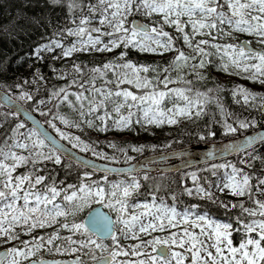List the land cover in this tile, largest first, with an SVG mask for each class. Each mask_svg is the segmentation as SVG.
I'll use <instances>...</instances> for the list:
<instances>
[{
  "label": "snow or ice",
  "instance_id": "obj_1",
  "mask_svg": "<svg viewBox=\"0 0 264 264\" xmlns=\"http://www.w3.org/2000/svg\"><path fill=\"white\" fill-rule=\"evenodd\" d=\"M46 2L65 8L67 18L47 43L33 50L37 60L44 59L41 53H56L52 58L62 60L79 53L120 52L98 65L74 60L67 69L50 66L54 77L66 83L47 89V98L37 95L39 86L48 83L39 69L22 84L0 86V108L8 109L0 113V247L11 245L0 253V264H264V199L259 198L264 197V132L208 153L239 157L237 163L213 164L212 175L224 170L215 187L248 201L247 206L219 202L218 207L240 213L222 222L194 211L199 205L178 211L158 195L163 185L156 177L150 202L135 200L144 187L141 180L148 181L149 175L140 176L137 165L130 164L133 157L127 155L128 148L118 150L130 167L101 168L76 158L71 150L117 162L115 157L97 152L80 135L65 132L56 123L80 133L91 130L106 135L130 131L134 125L146 130L198 120L208 114L209 105H215L224 116L225 135L264 127V95L242 85L232 88L234 102H243L258 118L235 117L229 122L234 114L225 110L220 99L225 89L220 84L204 91L197 87L209 79L206 71L212 67L221 74L264 84V0ZM39 23L40 19L21 12L9 21L11 27L0 23V35L11 37ZM240 36L253 37L259 47ZM65 37L71 38L67 44ZM129 49L161 58L172 55L161 64H138L127 59ZM24 84L35 86V92L23 90ZM13 88L19 90L17 96ZM17 101H35L32 111L48 119L36 120ZM49 103L48 111H42ZM108 146L117 148L113 142ZM130 150L142 153L144 146ZM72 161L91 170L83 171L75 183L58 180L57 166L67 172ZM95 172L104 173L101 180L92 179ZM111 173L129 179L113 182L108 179ZM191 179L195 187H183L181 194L217 204L212 181H206L205 187L195 173ZM168 197L177 200L175 192L169 191ZM43 229L52 231L33 234ZM234 234L239 235L235 243ZM126 240L135 243H122ZM41 253L73 258L48 260Z\"/></svg>",
  "mask_w": 264,
  "mask_h": 264
},
{
  "label": "trees",
  "instance_id": "obj_2",
  "mask_svg": "<svg viewBox=\"0 0 264 264\" xmlns=\"http://www.w3.org/2000/svg\"><path fill=\"white\" fill-rule=\"evenodd\" d=\"M21 12L27 14L29 17L40 19L41 23H39V25L34 24L32 26H27L22 31L14 34L11 37L0 35V86L7 87L15 84H22L23 80L32 78V74L35 69H39L47 78L48 83L47 85L39 86V93L37 95L39 97L47 98V89L52 88L53 85H62L66 83V81H61L54 77L52 71L50 70V66L57 69H67L74 60L89 64V66H92L93 64L98 65L108 59L114 58L120 52V49H117L112 53H94L92 55L79 53L74 55L71 59L62 60H55L52 58L54 55H56V53H41V55L44 56V59L37 60L33 55V50L37 46L47 43L49 38L52 36L53 30L57 26L66 22L67 10L65 8L52 6L48 4L46 0H0V23L11 27L9 21L12 20L13 17L21 14ZM48 21H51V25H49ZM166 30L172 31L171 29ZM240 39L252 40L253 45L257 48L259 47V45L255 43L253 37L240 36ZM70 40L71 38L65 37L66 44L70 42ZM57 52H59V49H57ZM128 52L129 55L127 59L138 64H161L165 60L169 59L172 55L166 54L163 58H161L148 53L136 52L132 49H129ZM206 75H208L209 79L207 81L200 82L197 87H199L201 91H204L207 88L215 87L216 84H220L222 88L225 89L224 91L220 92V99L225 110L234 114L233 117L229 118V122H231L235 117L244 119L245 117L251 118L252 116H256L258 118V113L252 110L250 107H246L243 102L239 104L234 102V99L231 95V89L237 85H242L257 95H264V84L253 83L249 80L246 82L237 81L228 75L218 73L214 67L209 68L206 71ZM23 90L35 92V86L24 84ZM12 94L17 96L19 94V90L13 88ZM19 102L31 111L32 104L35 103V101L31 103H24L22 101ZM46 106L47 110H45V112L48 111L52 105L49 103ZM42 108H45V106H42ZM7 110L8 109L6 108H0V113L6 112ZM62 110L66 111V109ZM37 115L42 121L48 119V117L40 116L39 113H37ZM223 119L224 116L219 112L215 105H209L207 115L201 117L198 120H182L177 126L173 125L169 127L167 124H165L161 127L150 126L145 130L144 128L134 125L133 129L130 131H109L106 135L99 133V135L103 137L104 141L103 143L99 144L94 143L95 150L97 152L107 154L109 158L115 157V161L117 162H113L111 159H98L97 157L93 156L91 152L83 154L94 159L108 162L110 164L125 165L128 163L125 162V157L120 155L123 152L118 150L121 147L129 149L127 155L133 157L131 160L132 162L147 155L157 154L194 144L225 141L264 128H249L248 130H240L235 135H225L224 129L222 127ZM56 123L58 124L59 122L57 121ZM209 131H214L216 135L214 137L208 135ZM82 134L87 136L92 141L95 139L91 133H88L87 130H85V132ZM201 135L205 136V139L201 140ZM89 139H87L88 142L92 144ZM109 142L115 143L117 148L114 149L109 147ZM131 146H144V151L142 153L132 152L130 150ZM261 152H264V149H261ZM238 159L239 157L236 156L227 161L237 163ZM225 162L226 161L214 164H222ZM212 165L213 164L205 165L190 171L171 175L148 174L149 180H141V183L144 185V187L140 190L141 194L134 199L139 202H150L151 197L149 192L151 191V187L153 184L157 183V180H161L163 187L158 195L166 197L168 199V203L174 205L178 211H183L185 208L192 205H199V208L194 209V211H199L201 213L206 212L213 219L222 222H230L232 218L240 214L238 209H225L223 207H218V203L221 202L219 200H217V204H213L206 199H199L197 197H189L187 195L181 194L183 187H195L191 179L192 173H195L200 178L198 183L204 185L205 187L207 186L206 181H212L213 191L216 188L215 184L218 181V178L223 175L224 170H217V175L213 176ZM238 166L243 167L239 164ZM48 167L51 168L53 165L49 164ZM19 171L23 172L24 169H20ZM57 171L59 172V176L57 177L58 180L66 178L67 183H75L78 182V176L85 170L72 164V168L67 172L63 170V166H57ZM139 175L142 176L144 174ZM102 177L103 176L93 174L92 179L101 180ZM153 177H156L157 180H154ZM108 179L110 181L117 182L120 180L129 179V177L108 176ZM169 191L175 192L177 194V200L175 202H173L170 197H168ZM241 202L245 203L246 206L248 204L247 200L236 201L235 204ZM95 206L96 205L93 207ZM81 216H86V213H82ZM50 231H52V229H43L38 230L33 234L42 235ZM67 234V232H62V235ZM21 239H29V237L22 236ZM238 239L239 235L234 234V243ZM8 246L11 247V245ZM41 255H44L47 259L72 257L46 255L44 253H41Z\"/></svg>",
  "mask_w": 264,
  "mask_h": 264
},
{
  "label": "water",
  "instance_id": "obj_3",
  "mask_svg": "<svg viewBox=\"0 0 264 264\" xmlns=\"http://www.w3.org/2000/svg\"><path fill=\"white\" fill-rule=\"evenodd\" d=\"M139 19V18H138ZM18 104H21L17 101ZM22 105V104H21ZM6 108V107H5ZM24 109L28 110L36 120L41 121V119L32 111L27 109L25 106H23ZM22 120L25 119L23 114H21L20 117ZM42 122V121H41ZM28 125L31 127V121H28ZM46 127V126H45ZM47 128V127H46ZM49 132H51L48 129ZM257 132H264V128L248 133L244 136L238 137L242 139L243 137H246L248 135H255ZM52 133V132H51ZM53 134V133H52ZM55 135V134H53ZM238 138L226 140V141H219V142H213V143H206V144H197V145H191L188 147L171 150L168 152H163L159 154H154L150 156L143 157L139 160H136L131 165H137V168L140 170L139 173H159V174H172L176 172H182L186 170H190L199 166L208 165L212 163H216L222 160L230 159L236 155L233 154H227L225 156H209L208 153L218 150L225 146L226 144L232 143L234 141H237ZM70 148V146H68ZM73 156H75L78 159H85L90 160L93 164L103 168H116V169H127L130 167V164L127 165H113L106 162L98 161L95 159H92L86 155H83L79 153L76 150H71ZM73 164L79 166L75 161H72ZM80 167V166H79ZM82 168V167H81ZM84 169V168H83ZM84 170H91V169H84ZM99 175H104L103 172H95ZM110 175H116V176H125L123 174H116L111 173ZM99 207V206H96ZM102 211L107 212L105 209H102ZM4 251L0 250V253ZM72 258H65V259H55V260H71Z\"/></svg>",
  "mask_w": 264,
  "mask_h": 264
},
{
  "label": "rangeland",
  "instance_id": "obj_4",
  "mask_svg": "<svg viewBox=\"0 0 264 264\" xmlns=\"http://www.w3.org/2000/svg\"><path fill=\"white\" fill-rule=\"evenodd\" d=\"M221 42H225V41L222 40ZM232 42L235 43L236 41H232ZM230 77L232 79H235V80L240 81V82H246L247 81V79H243L240 76H230ZM41 110L42 111L47 110V106H45V108H42ZM168 126L171 127L173 125H171V126L168 125ZM174 126H177V125H174ZM57 127H60L61 130L65 131V132H71L74 135H80L83 140H85L86 142H88L87 139H89V138L87 136H84L82 133L76 131L75 129H67L63 125H61L59 123L57 124ZM87 131H88V133H91L93 135V138H95L93 141L89 139L91 141V143H92V145H93L94 148H95V144L94 143H96V144L103 143L104 139H103V137H101L99 135L98 132L91 131V130H87ZM120 155L122 157H125L124 153H121ZM212 192H213V197L215 199H217L219 201H222L223 203H227L229 205L235 203L236 201H245V200H247V198H238V197L231 196V195H229L227 193V190H225L224 193H221L217 188H215ZM259 198L260 199H264V197H259ZM154 235H162V234L161 233H154ZM150 238L151 237L141 236V239H150ZM122 243H124V244H130V243H135V241L126 240V241H122ZM5 247H10V246L4 245V247H0V249H4ZM121 259H123V258L121 257Z\"/></svg>",
  "mask_w": 264,
  "mask_h": 264
}]
</instances>
